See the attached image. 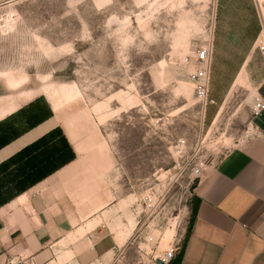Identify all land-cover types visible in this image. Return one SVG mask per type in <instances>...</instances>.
Listing matches in <instances>:
<instances>
[{
    "label": "rangeland",
    "instance_id": "rangeland-1",
    "mask_svg": "<svg viewBox=\"0 0 264 264\" xmlns=\"http://www.w3.org/2000/svg\"><path fill=\"white\" fill-rule=\"evenodd\" d=\"M261 35L264 0H0V146L49 117L58 126L0 166V203L25 155L35 179L77 158L62 187L78 226L51 264H156L189 226L194 167L235 148L264 160ZM203 46L205 110L188 82Z\"/></svg>",
    "mask_w": 264,
    "mask_h": 264
},
{
    "label": "crops",
    "instance_id": "crops-1",
    "mask_svg": "<svg viewBox=\"0 0 264 264\" xmlns=\"http://www.w3.org/2000/svg\"><path fill=\"white\" fill-rule=\"evenodd\" d=\"M57 127L49 117L2 144L0 166L14 161ZM28 157L32 155L12 164L21 181L17 187L11 186L14 189L8 199L0 203V264L55 263L51 248L68 239L78 226L67 219L62 187L64 172L76 155L67 163H48L50 169L36 179L32 163L27 173ZM192 194L189 226L168 264H261L264 160L255 152L231 149L203 173Z\"/></svg>",
    "mask_w": 264,
    "mask_h": 264
},
{
    "label": "built area",
    "instance_id": "built-area-1",
    "mask_svg": "<svg viewBox=\"0 0 264 264\" xmlns=\"http://www.w3.org/2000/svg\"><path fill=\"white\" fill-rule=\"evenodd\" d=\"M259 38L256 42V51L259 58L264 63V39H262V35ZM211 56L212 50L209 46H203L195 49L194 56L191 61L192 71L188 75V82L192 86L193 95L202 110H205L206 107L215 104V102L209 97ZM261 108H263V105L256 99L254 111H259ZM182 145V142H179V144L176 145L177 153L180 152L179 150ZM205 171L206 169L203 167H194L191 170L192 179L199 182ZM178 244L179 241L171 243L168 249L164 251V254L155 259V262L160 261L162 264H168L177 252Z\"/></svg>",
    "mask_w": 264,
    "mask_h": 264
},
{
    "label": "bare ground",
    "instance_id": "bare-ground-1",
    "mask_svg": "<svg viewBox=\"0 0 264 264\" xmlns=\"http://www.w3.org/2000/svg\"><path fill=\"white\" fill-rule=\"evenodd\" d=\"M191 89V88H190ZM171 234L173 235L174 234V230H171ZM166 236V235H165ZM170 238H171V236H170Z\"/></svg>",
    "mask_w": 264,
    "mask_h": 264
},
{
    "label": "water",
    "instance_id": "water-1",
    "mask_svg": "<svg viewBox=\"0 0 264 264\" xmlns=\"http://www.w3.org/2000/svg\"><path fill=\"white\" fill-rule=\"evenodd\" d=\"M156 264H162L160 261H156Z\"/></svg>",
    "mask_w": 264,
    "mask_h": 264
},
{
    "label": "trees",
    "instance_id": "trees-1",
    "mask_svg": "<svg viewBox=\"0 0 264 264\" xmlns=\"http://www.w3.org/2000/svg\"><path fill=\"white\" fill-rule=\"evenodd\" d=\"M50 134H51V133H50ZM50 134H49V135H50ZM72 158H73V157H72ZM72 158L68 159V162H69V160H71Z\"/></svg>",
    "mask_w": 264,
    "mask_h": 264
},
{
    "label": "snow or ice",
    "instance_id": "snow-or-ice-1",
    "mask_svg": "<svg viewBox=\"0 0 264 264\" xmlns=\"http://www.w3.org/2000/svg\"><path fill=\"white\" fill-rule=\"evenodd\" d=\"M262 264H264V262H262Z\"/></svg>",
    "mask_w": 264,
    "mask_h": 264
}]
</instances>
